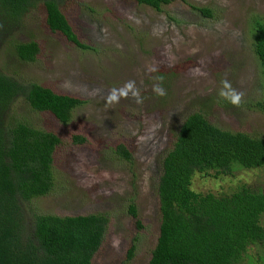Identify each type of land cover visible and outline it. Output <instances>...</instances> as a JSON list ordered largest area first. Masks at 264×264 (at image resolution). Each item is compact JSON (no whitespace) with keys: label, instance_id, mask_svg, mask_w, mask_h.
Instances as JSON below:
<instances>
[{"label":"rangeland","instance_id":"rangeland-1","mask_svg":"<svg viewBox=\"0 0 264 264\" xmlns=\"http://www.w3.org/2000/svg\"><path fill=\"white\" fill-rule=\"evenodd\" d=\"M59 8L84 47L50 31L40 3L0 33L1 72L83 101L66 123L32 110L20 96L10 105L11 119L59 138L51 190L23 207L28 216L103 213L108 221L90 264H144L157 236L155 183L171 122L200 110L221 129L264 137V113L255 104L264 100V74L251 39L253 18L264 20V0H168L159 9L134 0H62ZM28 40L37 42L38 52L31 62L19 61L11 45ZM224 79L243 93L240 106L218 95ZM128 81L135 82L141 102L129 93L109 103L110 91ZM156 84L164 95L153 91ZM72 135L84 141L75 143ZM117 144L127 149L129 160L114 154ZM262 182L264 167L234 168L217 178L196 175L192 188L217 194ZM260 221L264 224V212ZM253 253L246 250L239 264H256Z\"/></svg>","mask_w":264,"mask_h":264},{"label":"trees","instance_id":"trees-1","mask_svg":"<svg viewBox=\"0 0 264 264\" xmlns=\"http://www.w3.org/2000/svg\"><path fill=\"white\" fill-rule=\"evenodd\" d=\"M61 1L0 0V33L40 3L47 28L84 47L61 12ZM134 1L154 9L168 2ZM197 10L211 16L206 8ZM251 29L252 51L264 74V20L253 18ZM11 48L22 62L33 61L39 49L34 40L13 43ZM18 96L32 110L47 111L61 123L68 122L73 109L83 102L0 71V264H90L106 228V215L25 213L23 203L52 188V154L59 138L8 116ZM255 104L264 113V100ZM170 129V145L158 159L155 183L157 236L144 264H239L248 249L254 250L256 264H264V224L260 221L264 182L217 194L192 188L196 175L217 178L234 168L264 167V137L221 129L200 110L185 114L177 123L172 121ZM71 140L81 143L84 138L72 135ZM114 154L124 160L130 157L122 144L115 146ZM128 212L135 228H140L132 204ZM133 249V243L129 244L127 259Z\"/></svg>","mask_w":264,"mask_h":264},{"label":"clouds","instance_id":"clouds-1","mask_svg":"<svg viewBox=\"0 0 264 264\" xmlns=\"http://www.w3.org/2000/svg\"><path fill=\"white\" fill-rule=\"evenodd\" d=\"M153 91L158 95H164V89L160 86V84H156L153 86ZM129 93H131V98L135 100V102L140 103L141 98L139 95V89L136 88L134 81H128L125 85L120 89H113L110 91L107 100L109 103H118L121 98H128ZM218 95L227 100L233 106H240L243 93L238 91L237 89L232 87V84L227 79L222 81V88L219 91Z\"/></svg>","mask_w":264,"mask_h":264}]
</instances>
